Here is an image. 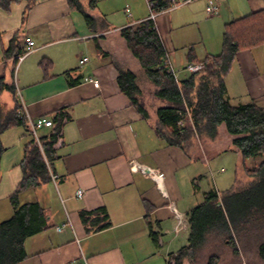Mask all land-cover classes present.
Wrapping results in <instances>:
<instances>
[{
    "label": "crops",
    "instance_id": "1",
    "mask_svg": "<svg viewBox=\"0 0 264 264\" xmlns=\"http://www.w3.org/2000/svg\"><path fill=\"white\" fill-rule=\"evenodd\" d=\"M209 4L216 6L212 13ZM254 12L264 16V0H192L160 12L154 23L169 63L168 53L180 45L184 57L178 55L188 63L191 52L199 61L219 54L225 25ZM145 18L108 23L109 30L94 33L67 0H38L29 8L25 0L7 8L0 5V80L14 85L15 98L30 117L52 120L51 126L38 130L40 137L60 124L50 164L57 178L18 195L19 203H39L47 225L25 240L27 256L19 264H172L188 243L190 211L216 191L204 192L197 205L182 199L189 180L188 191L193 193L190 186L196 178L191 169H183L195 158L201 139L195 136L188 151L168 145L153 129L155 111L144 119L119 88L106 35H120L122 27ZM14 35L18 40L13 51L24 49L27 38L37 48L18 63L6 54ZM83 58L87 61L80 63ZM42 59L50 62L47 71ZM85 77L96 79L98 87ZM224 82L230 104L264 108V42L240 49ZM0 103L5 109L13 107V93L0 91ZM58 112L64 116L60 123ZM25 134L20 127L13 139L6 131L1 135L6 150L0 161V213L5 219L12 214L8 197L22 179ZM224 137L237 151L233 136L226 132ZM142 167L160 176L144 174ZM79 189L81 197L76 196ZM83 213L88 214L86 222Z\"/></svg>",
    "mask_w": 264,
    "mask_h": 264
},
{
    "label": "trees",
    "instance_id": "2",
    "mask_svg": "<svg viewBox=\"0 0 264 264\" xmlns=\"http://www.w3.org/2000/svg\"><path fill=\"white\" fill-rule=\"evenodd\" d=\"M21 0H0L7 8L12 2ZM27 8L38 0H25ZM98 0H67L71 10L83 17L92 32L109 30L104 16L91 13ZM157 7H169V0H156ZM120 36L131 54L137 59L143 77L152 84V95L161 105L155 110L153 129L156 135L170 146L185 151L194 147V137L215 139L218 127L224 124L226 132L233 136L232 146L242 159L260 158L248 168L250 179L245 184L218 193L210 191L202 203L195 206L188 215V243L181 247L172 264L193 263L197 253L205 245L210 233L224 236V242L231 244L235 237L255 243L258 254L264 258V108L255 103L234 106L225 97L224 79L229 72L236 53L242 48L264 42V16L254 12L225 25L222 49L217 55H208L196 60L192 52L188 63H202L203 68L190 73L184 79H176L169 71V61L163 42L150 19L128 24L120 29ZM18 36L10 40L6 54L16 59L24 52L16 51ZM41 67L47 71L50 62L42 59ZM118 70L117 82L120 90L127 95L144 119L150 114L143 102V90L139 85L138 73ZM10 90L14 95V105L5 109L0 103V161L6 147L1 135L14 126L25 128L28 140L23 147L19 163L22 179L8 200L12 207L9 218L0 221V264H19L26 256L25 240L47 227L45 214L38 202L19 203L18 195L25 189L34 188L51 180L50 164L55 155L54 145L60 133V124L48 135L39 138L40 145L27 128L26 120L18 115L19 102L15 98V87L0 80V91ZM57 122L63 113L56 114ZM179 122H183L182 125ZM239 182V181H238ZM88 214L83 213L86 222ZM233 244V253L239 251ZM217 256L210 254L206 264H217Z\"/></svg>",
    "mask_w": 264,
    "mask_h": 264
},
{
    "label": "rangeland",
    "instance_id": "3",
    "mask_svg": "<svg viewBox=\"0 0 264 264\" xmlns=\"http://www.w3.org/2000/svg\"><path fill=\"white\" fill-rule=\"evenodd\" d=\"M196 1L194 0V2ZM97 2V6L92 10V14H105V20L109 24L111 23L112 26L120 25L143 16L148 17L149 15L147 0H98ZM128 14L132 15V19H128ZM136 23L138 22L134 24ZM188 30L193 32L194 29L193 27H189ZM104 31L102 30L101 32ZM175 34L176 32L174 30L172 36ZM106 36L105 47L111 53L115 63L138 73L139 85L143 90V102L148 111L154 113L156 108L161 105V102L153 97V86L141 74V67L137 59L131 54L125 40L117 32L112 34L108 33ZM194 47L197 50L201 48L198 44H195ZM183 52L184 48L180 45L174 52L168 53L171 66L175 70L178 79H183L190 74L186 70V66L188 65L187 61L181 58V56L184 57ZM20 127L14 126L8 129L6 132L9 134V138L12 137L13 139V137H16V130ZM224 134H226V131L223 126H220L218 136H216L217 138L215 140H200V148L195 151V158L191 159L188 167L183 169L186 172L191 169L193 176L196 178V182L190 186L193 191L192 194L188 191L190 180L186 183L187 190L183 192L185 195L182 198L186 203L197 205L203 200L204 192L210 189H214L220 193L233 186L245 184V181L250 179L248 168L256 165L260 158L242 159L237 151L227 146L230 142L227 141ZM15 146L11 142L9 151L12 154L15 152ZM0 219H5L1 213ZM234 239L235 241L230 239L231 244H228L224 242V236L212 232L208 234L205 245L197 253L196 260L193 263L185 261L184 264H206L210 254L218 257L217 264H264V258L258 254L255 243L249 244L250 242L245 238L242 241L236 237ZM232 242L235 243L239 251L238 254L233 253Z\"/></svg>",
    "mask_w": 264,
    "mask_h": 264
},
{
    "label": "built area",
    "instance_id": "4",
    "mask_svg": "<svg viewBox=\"0 0 264 264\" xmlns=\"http://www.w3.org/2000/svg\"><path fill=\"white\" fill-rule=\"evenodd\" d=\"M190 1H192V0H169V2H170L169 7H162L161 5L159 7H157L156 0H147V5L149 8V15L146 19H150L153 22H155V20H156V18L160 12H163L169 8H177V7L183 5L187 2H190ZM215 9H216V6L213 4H209L207 6V11L209 13L214 12ZM34 50H36L34 41L27 38L26 39V47L24 49V52L16 58V63L21 61L27 54L33 52ZM85 61H87V58L81 59L80 63H84ZM202 68H203L202 63L190 62L186 66V70L190 73L198 72ZM168 69L174 75V77L176 79H178L177 74H176L175 70L172 68V66L170 65V63L168 65ZM84 81L87 83H92L94 87H98V85H99V82L92 77H85ZM18 115L23 117L26 120L27 128L30 130V132H31L33 138L36 140V142L40 145V141H39L40 136L38 134V130L42 127L51 126L52 120L46 119L44 117H37L35 119L30 117V115L27 112L26 107L23 105V103L20 104V108L18 109ZM179 124L182 125L183 122H179ZM141 170L144 174H148V175L152 176L153 178L154 177L158 178L160 176V174H158L157 172H155L153 169H150V168L142 167ZM51 177L53 180H55L57 178V175L51 174ZM82 194H83L82 189L77 190V192H76L77 197H81ZM57 229L60 230L61 227L59 226V227H57ZM73 264H75V263H73Z\"/></svg>",
    "mask_w": 264,
    "mask_h": 264
}]
</instances>
